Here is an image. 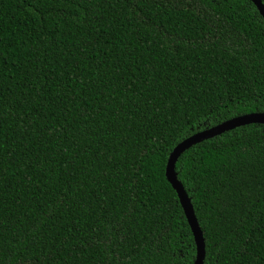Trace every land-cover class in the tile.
Returning <instances> with one entry per match:
<instances>
[{
    "label": "trees",
    "instance_id": "1",
    "mask_svg": "<svg viewBox=\"0 0 264 264\" xmlns=\"http://www.w3.org/2000/svg\"><path fill=\"white\" fill-rule=\"evenodd\" d=\"M257 111L251 0H0V264H195L169 155ZM176 171L204 264H264V124L193 145Z\"/></svg>",
    "mask_w": 264,
    "mask_h": 264
},
{
    "label": "water",
    "instance_id": "2",
    "mask_svg": "<svg viewBox=\"0 0 264 264\" xmlns=\"http://www.w3.org/2000/svg\"><path fill=\"white\" fill-rule=\"evenodd\" d=\"M259 10L260 14L264 18V3L262 0H251ZM260 123L264 124V111L250 112L243 115H238L227 119L219 124L213 125L201 131H198L191 136L185 138L179 142L169 155L167 166H166V177L168 181L172 184L173 188L176 190L180 203L184 209L185 215L191 226V230L195 237L196 247H197V257L195 259V264H204L206 246L205 239L201 226L199 224L198 218L195 214V209L192 203V199L189 196L185 186L178 178V173L176 171V163L182 153L188 150L193 145L200 143L206 139L213 138L226 131L233 130L237 127Z\"/></svg>",
    "mask_w": 264,
    "mask_h": 264
}]
</instances>
